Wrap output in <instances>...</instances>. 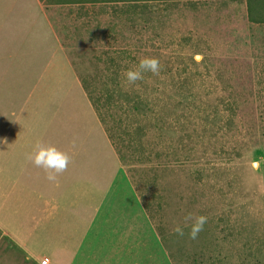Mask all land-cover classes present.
<instances>
[{
  "label": "rangeland",
  "instance_id": "rangeland-1",
  "mask_svg": "<svg viewBox=\"0 0 264 264\" xmlns=\"http://www.w3.org/2000/svg\"><path fill=\"white\" fill-rule=\"evenodd\" d=\"M48 12L81 83L55 84L44 106L92 107L114 149L107 130L127 124L122 163L167 262L264 264V0H100ZM144 57L159 59V74L127 83ZM135 90L156 118H135ZM189 212L207 217L196 239Z\"/></svg>",
  "mask_w": 264,
  "mask_h": 264
},
{
  "label": "crops",
  "instance_id": "crops-1",
  "mask_svg": "<svg viewBox=\"0 0 264 264\" xmlns=\"http://www.w3.org/2000/svg\"><path fill=\"white\" fill-rule=\"evenodd\" d=\"M98 1L0 0V264H169L94 109L44 106L81 83L49 9ZM39 142L71 156L55 181L28 158Z\"/></svg>",
  "mask_w": 264,
  "mask_h": 264
},
{
  "label": "clouds",
  "instance_id": "clouds-1",
  "mask_svg": "<svg viewBox=\"0 0 264 264\" xmlns=\"http://www.w3.org/2000/svg\"><path fill=\"white\" fill-rule=\"evenodd\" d=\"M160 69L161 65L158 58L144 57L139 60L135 68L127 69L123 75L127 83L134 84L136 81L142 80L145 73L150 72L153 75H158ZM28 158L36 167L42 168L47 173V178L50 181H55L57 175L64 172L71 161V156L67 152L58 149L54 145H46L43 142L37 143L33 153ZM261 159L253 160L251 166L254 169H259ZM184 219L186 224L189 221L191 222L189 237L196 239L203 230L207 217L189 212ZM174 231L181 236L184 235V230L180 225H177Z\"/></svg>",
  "mask_w": 264,
  "mask_h": 264
},
{
  "label": "trees",
  "instance_id": "trees-1",
  "mask_svg": "<svg viewBox=\"0 0 264 264\" xmlns=\"http://www.w3.org/2000/svg\"><path fill=\"white\" fill-rule=\"evenodd\" d=\"M118 69H119V67H116L114 70L116 72V75L119 76L120 75V71ZM82 80H83V83H84V87L86 88L87 87V86H85L86 85V81H85L84 78H82ZM103 91L108 92L109 91V87L108 86L102 87V92ZM89 94H90V99L92 100V95H91L92 93L90 91H89ZM109 97L112 98L113 96L110 94ZM129 99L127 100L128 101L127 104H128V106H132V108L134 109L135 118H137L139 120L141 118L142 119L143 118L144 119L145 118H149V119L156 118V116H155L156 113L154 112L153 105H151V102H150V100H149V98L147 96H144V94H141L140 92H138V91L135 90L134 96L133 97L131 96ZM115 104H117V105H119V104L123 105L124 104V101L119 100ZM123 123H124V121L122 120L121 121V126H120L121 133L119 135L118 134L117 135H114L112 132L110 133L107 130V133H108L110 139L112 140V143L115 146V150H116V152H117V154H118V156H119V158H120L121 161H122V159H124V156L125 155L123 153L122 148L117 143V137L119 139L120 138H124L121 135L124 134V133H127L128 130H129V128H127V124L126 123L123 124ZM135 123L137 124V128H138L139 132L142 131L143 126L140 124V122L139 121H136ZM172 127H174V125H172ZM142 132H144V131H142Z\"/></svg>",
  "mask_w": 264,
  "mask_h": 264
},
{
  "label": "built area",
  "instance_id": "built-area-1",
  "mask_svg": "<svg viewBox=\"0 0 264 264\" xmlns=\"http://www.w3.org/2000/svg\"><path fill=\"white\" fill-rule=\"evenodd\" d=\"M41 264H50V260L48 257H44L42 260H41Z\"/></svg>",
  "mask_w": 264,
  "mask_h": 264
}]
</instances>
